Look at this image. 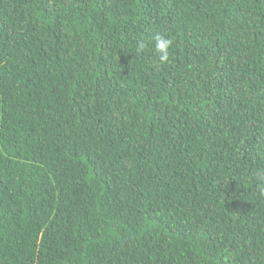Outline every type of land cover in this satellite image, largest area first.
Listing matches in <instances>:
<instances>
[{"label": "trees", "instance_id": "obj_1", "mask_svg": "<svg viewBox=\"0 0 264 264\" xmlns=\"http://www.w3.org/2000/svg\"><path fill=\"white\" fill-rule=\"evenodd\" d=\"M258 170L264 0H0V264H264Z\"/></svg>", "mask_w": 264, "mask_h": 264}, {"label": "clouds", "instance_id": "obj_2", "mask_svg": "<svg viewBox=\"0 0 264 264\" xmlns=\"http://www.w3.org/2000/svg\"><path fill=\"white\" fill-rule=\"evenodd\" d=\"M153 55L160 65L166 64L170 60V49L173 47V40L161 33H156L152 37ZM142 47V45H141ZM256 177L264 182V171L258 170Z\"/></svg>", "mask_w": 264, "mask_h": 264}]
</instances>
